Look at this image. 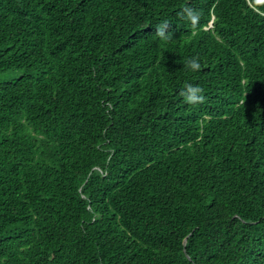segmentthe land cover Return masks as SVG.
I'll return each instance as SVG.
<instances>
[{"label": "trees", "instance_id": "1", "mask_svg": "<svg viewBox=\"0 0 264 264\" xmlns=\"http://www.w3.org/2000/svg\"><path fill=\"white\" fill-rule=\"evenodd\" d=\"M0 264H264V0H0Z\"/></svg>", "mask_w": 264, "mask_h": 264}, {"label": "clouds", "instance_id": "2", "mask_svg": "<svg viewBox=\"0 0 264 264\" xmlns=\"http://www.w3.org/2000/svg\"><path fill=\"white\" fill-rule=\"evenodd\" d=\"M179 15H181L185 20L189 21L192 25H196L200 19L199 13L192 8L183 9V11ZM159 32L161 36L165 35V31L163 28H161ZM189 67L192 70H198L200 68V64L196 58H192L189 61ZM201 91L202 89L199 86L188 84L186 86V89L182 92V95H184L190 102H199L203 100V96H198V93H200Z\"/></svg>", "mask_w": 264, "mask_h": 264}]
</instances>
